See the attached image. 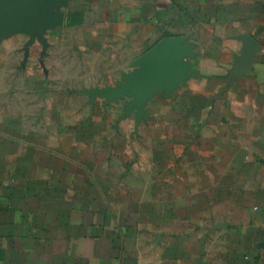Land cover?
Instances as JSON below:
<instances>
[{
  "label": "crops",
  "instance_id": "obj_1",
  "mask_svg": "<svg viewBox=\"0 0 264 264\" xmlns=\"http://www.w3.org/2000/svg\"><path fill=\"white\" fill-rule=\"evenodd\" d=\"M15 1L0 264H264V0Z\"/></svg>",
  "mask_w": 264,
  "mask_h": 264
},
{
  "label": "water",
  "instance_id": "obj_2",
  "mask_svg": "<svg viewBox=\"0 0 264 264\" xmlns=\"http://www.w3.org/2000/svg\"><path fill=\"white\" fill-rule=\"evenodd\" d=\"M13 5L17 8L20 7H26V6H32L33 5V0H16ZM171 46L170 40H164L161 42L158 46H156L150 54L149 61L155 60L157 57H160L162 53L166 50L169 49Z\"/></svg>",
  "mask_w": 264,
  "mask_h": 264
}]
</instances>
